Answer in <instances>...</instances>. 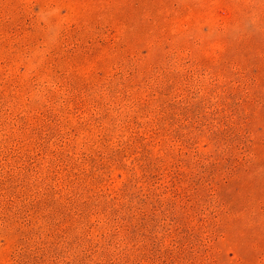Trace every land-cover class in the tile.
<instances>
[{"label":"rangeland","instance_id":"obj_1","mask_svg":"<svg viewBox=\"0 0 264 264\" xmlns=\"http://www.w3.org/2000/svg\"><path fill=\"white\" fill-rule=\"evenodd\" d=\"M0 264H264V0H0Z\"/></svg>","mask_w":264,"mask_h":264}]
</instances>
